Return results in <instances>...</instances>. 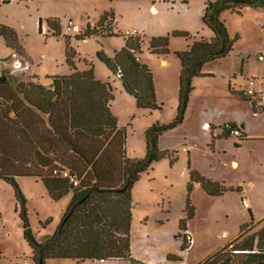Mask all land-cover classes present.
Segmentation results:
<instances>
[{"label": "trees", "instance_id": "16d2710c", "mask_svg": "<svg viewBox=\"0 0 264 264\" xmlns=\"http://www.w3.org/2000/svg\"><path fill=\"white\" fill-rule=\"evenodd\" d=\"M205 3L202 20L213 31L214 37L196 41L176 53L182 65L178 115L171 124L158 122L147 129L144 157L131 158L127 152L125 132L119 129L117 117L111 111L114 93L110 83L97 79L93 68L77 69L72 60V49L69 48L67 55L73 72L55 77L51 88L32 81L17 82L7 72L0 75V180L14 188L24 237L37 264H46L50 258H76L81 262L93 259L100 264L120 259L128 264H145L134 259L131 252L132 188L141 174L155 163L165 158H169L171 164L177 161L175 151L160 147L161 137L183 123L194 90V79L208 75L204 72L208 63L233 53L235 40L228 32L222 13H242L247 7H264V0H206ZM48 24L57 34L61 33L54 20H49ZM100 24L108 35H113L108 14ZM91 34L92 31L86 33ZM136 34L128 35L126 45L113 57L101 52L100 58L118 72L139 108L158 109L161 106L156 102L152 73L138 57L143 40ZM0 36L13 49L20 45L15 31L9 26L0 24ZM169 43V36L153 37L150 50L167 55ZM240 95L248 98L244 92ZM238 138L245 139L243 131ZM189 169L187 216L180 221L177 235L182 240L181 251L189 248L187 230L189 220L194 217L191 200L194 184L202 183L214 195L225 190L198 171L191 170V166ZM63 172L70 176L63 177ZM23 178L40 180L55 201L73 192L55 232L41 240L30 221L27 199L20 186ZM41 223L46 228L52 219ZM248 226L242 228L243 233L236 240L199 264H234L236 255L237 264H264V227L254 234H247L244 230ZM231 246L236 255H223ZM256 248L261 252L253 253ZM174 257L177 256L169 255L168 259Z\"/></svg>", "mask_w": 264, "mask_h": 264}, {"label": "rangeland", "instance_id": "374dc122", "mask_svg": "<svg viewBox=\"0 0 264 264\" xmlns=\"http://www.w3.org/2000/svg\"><path fill=\"white\" fill-rule=\"evenodd\" d=\"M205 1L4 0L7 4H0V24L15 31L20 45L13 49L8 46L6 39L0 36V75L7 72L17 82L32 81L51 88L55 77L67 76L73 72L67 55L69 48L72 49V60L77 69L83 71L93 68L97 79L110 83L114 93L111 111L117 117L119 129L125 132L127 152L131 158L144 157L147 152V129L158 122L171 124L178 115L182 65L176 53L191 47L196 41L210 39L212 36V31L202 20ZM106 14L112 24L113 35H108L100 24ZM221 16L226 22L231 38L235 40L234 53L225 61L227 65L231 63L232 69L227 71L223 61H220L216 71L230 72L227 78L220 73L212 77H199L193 82L200 95L212 96L210 99L215 97L217 104L225 103L223 93L226 94V91L229 95L234 94L241 99L240 92L246 90L248 79L241 73L242 58L238 55H249V58L264 56V7H247L242 13L225 11ZM49 20H54L59 25L60 34L48 24ZM88 31L93 34L86 35ZM135 31V36L143 40L142 52L138 53V57L152 73L156 102L161 106L158 109L139 108L135 98L125 89L118 72L113 71L100 58L101 52L113 57L126 45L127 36ZM159 36H169L170 52L167 55H159L150 50L151 39ZM16 59L27 66L26 71L15 67ZM256 83L260 92L264 87V79L258 76ZM230 87H233L235 92ZM190 102L191 97L188 107ZM187 110L183 123L169 130L166 133L168 137L163 140L169 150L176 152L177 161L171 164L170 159L165 158L155 163L141 174L132 188L131 242L136 245L135 248H144L149 244L157 248L159 253L161 248L176 245L180 240L177 238V223L187 205V183L190 180L188 168L191 166L193 170L192 164L204 169L209 165L204 152L212 153V143L217 137L210 131L209 138H203L205 135L201 132L200 148L197 146L191 152V146L195 145V142L191 143V117L188 116ZM260 112L258 109L253 115ZM217 126L219 132L224 133L223 124ZM215 142L219 149L227 151V157L244 159L258 144L243 142L240 147L236 146L239 140L234 135ZM32 182V179H24L20 186L27 199L32 227L41 240L50 234V228H43L41 221L45 222L52 216L54 223V218L56 220L60 215V206L45 201L44 197L50 200V196L44 185ZM68 198L61 202L64 204ZM20 212L14 188L0 180V238L6 241L11 239V242L18 240L20 244L18 250L8 245L6 251L0 255V264H37L24 237ZM197 223L203 224V212ZM197 250L198 247L191 251V254H187L186 261L195 263L206 253ZM224 254L236 255L232 246L224 250ZM236 256L234 264L238 263ZM156 261L158 263L162 260ZM98 263L93 259L81 262L76 258H50L46 264Z\"/></svg>", "mask_w": 264, "mask_h": 264}, {"label": "crops", "instance_id": "0c3cea01", "mask_svg": "<svg viewBox=\"0 0 264 264\" xmlns=\"http://www.w3.org/2000/svg\"><path fill=\"white\" fill-rule=\"evenodd\" d=\"M0 2L1 4H7L4 0ZM213 37L214 33L212 31L210 39ZM233 53H231V55ZM238 56L242 58L241 73L247 76L246 80L252 77L257 78L258 76L264 79V60H259V55L257 58H249V55L245 57L242 54ZM229 58H231L230 55L208 63L204 69V72L208 75L205 76L212 77L221 73L223 77L227 78L230 73L227 71L232 69V65L230 66L231 63L227 65L225 62ZM220 61H223L227 71H216V67ZM225 72L227 73L225 74ZM197 78H195L194 81ZM230 88L231 90L234 89L233 87ZM233 91L235 92V90ZM226 94L223 93V96H225L223 101L225 103L217 104V99L215 97L210 99L212 96H202L198 93L197 87H194L191 94L190 106L188 107L189 110H187L188 116L190 115L191 117V143L195 142V145L191 146V152H193L194 148L197 146L200 148L199 140L201 139L200 137H202L201 132L205 135L203 138H209L208 132H204V127L208 125L213 127L211 133L215 138L217 137L214 139L215 141L228 139L231 135L228 136L225 132H219V127L217 126V124H224L226 122H232L244 132L245 139L240 140L238 138L239 143L237 142L236 146L240 147L243 142L258 143L257 146L255 145L254 149L250 151L249 156L244 159L227 157V151L219 149L214 141L212 143V153H209V151L204 152L205 160H207L209 165L206 166L205 169L201 166H194L193 164L192 166L193 170L198 171L206 179L220 184L225 190L220 194L214 195L209 193L202 183L196 182L194 184L191 193V200L194 206V217L189 220L187 230L194 240L191 248L186 251H181L182 240L180 239L175 246L164 249L161 248L160 252L157 253V248H154L152 245L147 244L144 248L141 246L135 248L136 245L131 242V252L134 259L145 264H199L215 252L224 248L227 244L236 240L243 233L242 228L245 225L249 224L246 230H244L247 234H254L264 227V102L263 105H260V102L257 104L255 100L250 98L245 100L242 97L241 100L234 94L229 95L227 91ZM247 102H251V104ZM258 109H260L261 112L258 115H253V112L256 113ZM166 133L160 139V147L162 149H168L163 141L168 137ZM188 170L190 172L189 168ZM24 179H32V183L44 185L40 180L34 178L20 179L21 185ZM44 187L46 188L45 185ZM67 197L69 198L63 204L61 201ZM72 197L73 192L59 201L53 200L51 196L50 200H46L47 198L44 197L45 201L48 203L53 202L55 203L54 205L60 206V215L58 219L55 220L53 217L54 223L52 222L47 227L50 228L49 235L55 232ZM244 202L248 205L245 206ZM202 212L203 224H198L197 221ZM186 216L187 211L184 209L177 223L178 233L180 221L186 218ZM50 218H52V216H50ZM2 219L3 215H1V220ZM208 219L211 221H207ZM257 243H259V239H257ZM8 245H12L11 247H14L16 250L20 248L18 240L17 242H11V239L10 241H6L0 238V255L6 251ZM196 247H198L197 252L205 251L206 253L201 256L197 262L189 263L186 261V256L189 253L191 254V251ZM255 251L261 252L259 248H256ZM169 255L177 257L169 260ZM156 260L162 261L157 263ZM122 261L123 260L120 259H113L104 262V264ZM125 262L128 264L127 261Z\"/></svg>", "mask_w": 264, "mask_h": 264}, {"label": "built area", "instance_id": "2783aa9c", "mask_svg": "<svg viewBox=\"0 0 264 264\" xmlns=\"http://www.w3.org/2000/svg\"><path fill=\"white\" fill-rule=\"evenodd\" d=\"M70 25H72V23H70ZM137 32H133L132 34H136ZM259 60H264V56L263 55H259ZM15 67L17 69H20L21 71H26L27 70V66L22 62L20 61L19 59H16V63H15ZM256 81H257V78L255 77H252L250 79H248V85L246 87V90L244 91L245 95L252 99V100H255L256 102H260L259 104L262 105L263 102H264V87L262 88V90L259 92L256 88ZM223 128H224V132L225 133H229L231 135H234V136H241L242 135V130L235 126L232 122H226L223 124ZM213 130V127L211 125H208L206 127H204V132L207 133V132H210ZM69 173L68 172H63V177H69ZM71 180L77 184L78 182L74 180V178L72 177ZM245 203V206H247L248 204L246 202ZM188 233V244H189V248L188 250L191 248V245L193 244L194 240L191 236V234L189 232ZM253 253H257V251H253Z\"/></svg>", "mask_w": 264, "mask_h": 264}]
</instances>
